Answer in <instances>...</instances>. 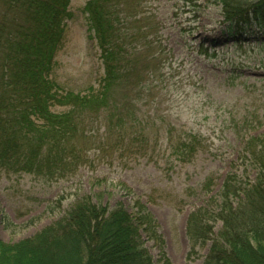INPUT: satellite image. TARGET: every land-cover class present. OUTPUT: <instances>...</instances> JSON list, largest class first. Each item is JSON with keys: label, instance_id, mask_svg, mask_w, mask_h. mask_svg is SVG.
Returning a JSON list of instances; mask_svg holds the SVG:
<instances>
[{"label": "trees", "instance_id": "1", "mask_svg": "<svg viewBox=\"0 0 264 264\" xmlns=\"http://www.w3.org/2000/svg\"><path fill=\"white\" fill-rule=\"evenodd\" d=\"M70 1L0 0V167L8 172L52 178L73 173L90 160L93 125L101 118L103 136L115 134L118 149L129 145L143 156L157 151L167 122L158 123L139 106L166 49L142 33L149 14L140 15L138 0H88L84 11L100 48L101 84L85 94L60 92L50 75ZM218 1L235 39L264 28V0ZM55 104L64 109L54 110ZM169 126V142L186 158L195 144L204 145L194 134L174 142ZM244 143L208 207L189 216L190 238L211 240L204 264H264V132L247 133ZM135 207L84 194L34 236L14 243L0 238V264H154L146 239L163 246L158 222L140 199ZM212 220L222 228L211 237Z\"/></svg>", "mask_w": 264, "mask_h": 264}, {"label": "rangeland", "instance_id": "2", "mask_svg": "<svg viewBox=\"0 0 264 264\" xmlns=\"http://www.w3.org/2000/svg\"><path fill=\"white\" fill-rule=\"evenodd\" d=\"M87 2L70 1L71 17L65 22V39L50 75L60 92L85 94L101 84L104 70L84 11ZM138 2L140 15L150 16L142 21V33L166 48L158 60L162 59V68L147 78L139 102L142 113L158 123L167 122L160 130L156 153L135 154L129 145L118 149L115 134L103 136L107 126L101 118L93 125L97 140L90 144V160L73 173L52 178L0 167V238L4 242L34 236L84 194L110 206L122 201L131 211L140 199L156 218L163 239L162 247L146 239L154 264H204L211 240L190 238L189 216L208 207L231 164L238 162L247 133L264 132V28H255L243 40L235 39L226 31L218 0ZM133 30L137 36L144 35L138 28ZM53 109L64 107L55 104ZM169 125L176 143L185 134L204 140V145L195 144L193 156L188 154L191 159L183 160L187 154L169 142ZM210 223L212 237L222 222Z\"/></svg>", "mask_w": 264, "mask_h": 264}]
</instances>
